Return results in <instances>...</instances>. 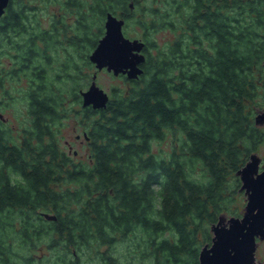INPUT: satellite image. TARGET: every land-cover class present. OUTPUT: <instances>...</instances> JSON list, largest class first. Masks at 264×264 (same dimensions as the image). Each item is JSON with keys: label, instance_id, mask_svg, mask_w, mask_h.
I'll list each match as a JSON object with an SVG mask.
<instances>
[{"label": "trees", "instance_id": "1", "mask_svg": "<svg viewBox=\"0 0 264 264\" xmlns=\"http://www.w3.org/2000/svg\"><path fill=\"white\" fill-rule=\"evenodd\" d=\"M40 1L10 0L0 16V110L10 100L6 80L26 76L32 83L25 91L30 126L14 137L0 116V264H82L83 248L93 264H112L116 258L102 247L139 231L158 264H199L200 245L211 242L208 227L222 213L242 214L236 171L264 139L255 123L257 109H264V0H186L179 23L164 16L152 21L149 28H173L177 37L161 48L145 35L140 77H126L127 87L113 89L105 107L77 113L92 124V164L64 152L56 136L69 94L55 83L61 87L81 68L74 63L62 80H47L39 62L48 66L58 33L28 32ZM129 2L73 5L81 26L119 9L127 26L134 13ZM103 33L99 26L89 37V65ZM4 53L18 59L17 67L2 66ZM69 92L82 101L77 89ZM169 133L183 137L166 155L154 151L153 140ZM167 229L174 235L164 237Z\"/></svg>", "mask_w": 264, "mask_h": 264}, {"label": "rangeland", "instance_id": "2", "mask_svg": "<svg viewBox=\"0 0 264 264\" xmlns=\"http://www.w3.org/2000/svg\"><path fill=\"white\" fill-rule=\"evenodd\" d=\"M51 1L52 0H41L38 3L39 5L41 4V9L34 11L32 14L35 15V17L28 20V32L32 35H34L35 32L38 33L48 30L58 33L57 40L48 48V52L51 53V59L48 66L46 65L45 60L39 62V65L42 64L45 66L44 74H46L48 81H54L55 78L62 80L63 77H66L63 71L66 69L72 70L71 66H73L74 63V69L76 66L81 68L79 74H76L77 71L71 73V81L64 79L59 82V85H62L61 87L57 85V82L55 83L58 89L66 90L68 91L67 94H69L65 100V107L68 111V115L55 126V131L62 149L68 151V146L65 142L66 140H69L73 143L74 149H78L79 151V154L72 157L76 160L92 164L89 153L87 152V143L83 144L81 139L75 138L77 133H83L82 123H80L77 116V111L81 109L82 105L80 101L71 96V92H69V90L77 89L78 93L81 95V90L87 89L92 82L94 72H97V83L110 94L113 89L126 88L128 83L125 75H114L107 69L97 70L95 64L91 60V65L87 62L86 53L89 50V37L95 36L96 32L99 30V26H103V32H105V20H96L94 17L91 19L90 24L86 23L81 26V23L78 24V19L80 18L75 12L77 7L73 4L81 1V3L83 2L85 5L87 3L91 5L93 0H62L60 3H55V1L50 3ZM136 1L139 2L137 5L138 11L130 17L127 26L124 27L125 34L131 38L138 37L142 39L143 37L148 36L154 41V44L157 47L165 48L168 43L177 37V31L168 27L154 30L149 28V25H151L154 20L157 22L162 21L163 16L169 18L167 19L168 22L173 20L174 25L179 23L182 19V13L187 11L188 8L186 0ZM35 2L33 5H36ZM48 3L50 4L48 5ZM85 11H88V9H83V12ZM118 11L121 12L120 9ZM119 12L116 14L121 16L122 12ZM32 14H30V16H32ZM62 16L64 19H62ZM53 18L58 19L56 20L59 24L58 27H52L53 21L51 19ZM82 27H87V29L83 30ZM21 37L22 35L14 36L13 38L16 40L21 39ZM143 40H145V38ZM2 47L6 48L9 47V45L4 43L2 44ZM92 50L93 48L90 49L89 55ZM151 51L153 54H157L158 49L152 47ZM10 54H13V52H10ZM10 54L8 55L4 53L2 55V66L5 67L6 70H11L14 66L17 67L19 63L18 59L16 60V57H13ZM30 81L26 76L18 78L17 80L12 79L11 77L9 81L6 80V89L9 90L8 93L10 100L7 103V106L0 110V113L3 114L4 122L9 128H11L14 137L19 136L25 127L30 126V119L28 116V99L25 93L28 86L31 87L32 85ZM2 93L3 90L0 92V98L4 97ZM262 102H264V98H262ZM261 127L264 130V125ZM182 135L183 134L181 133L176 134V139L174 138V135L169 133L163 140H153V150L161 152L165 155L168 154L175 141L183 137ZM81 138H84L83 135ZM256 151L264 157V139L258 144V149ZM199 171L200 170L198 169L196 173L198 174ZM241 191L242 190H239V194L241 195H235L237 196L235 206L239 209V211L243 210L246 203L245 194ZM226 214L230 213L226 212ZM208 228L210 230V234H213L211 226ZM171 234L174 235V232L167 229L164 231L163 236L169 237ZM158 238L161 237L159 236ZM147 239V236L145 237V233L142 231H139L138 234L131 233L128 237L118 241L113 246L104 245L102 248L106 251L103 253L116 258L112 264H158V259L152 255V250L149 247V244L146 243V241H148ZM46 251L47 249L45 250V248L37 250V255L35 256L39 257V255H44ZM78 255L81 256V262H83L82 264H93V259L91 257L93 253L91 255L83 248L79 251ZM257 255L264 261V240L259 244ZM187 262L188 264H194L192 260H188Z\"/></svg>", "mask_w": 264, "mask_h": 264}, {"label": "water", "instance_id": "3", "mask_svg": "<svg viewBox=\"0 0 264 264\" xmlns=\"http://www.w3.org/2000/svg\"><path fill=\"white\" fill-rule=\"evenodd\" d=\"M10 0H0L2 16ZM125 18L108 12L105 32L89 55L97 70L107 69L114 75H125L137 79L143 73L142 63L146 60L142 38L128 37L124 32ZM264 63V61H263ZM97 72L87 89L81 90L83 106L105 107L110 93L97 83ZM3 117V114L0 113ZM255 123L264 125V109H257ZM241 180L240 190L246 203L241 215L222 213L211 225V242L204 243L199 250V264H264L257 249L264 240V157L257 151L236 171ZM49 219L56 215L45 213Z\"/></svg>", "mask_w": 264, "mask_h": 264}, {"label": "flooded vegetation", "instance_id": "4", "mask_svg": "<svg viewBox=\"0 0 264 264\" xmlns=\"http://www.w3.org/2000/svg\"><path fill=\"white\" fill-rule=\"evenodd\" d=\"M138 1H136V0H130V2H129V9H131L132 11H134V13L133 14H135L138 10H137V5H138ZM120 16V15H119ZM122 16V15H121ZM122 17H124L125 18V16H122ZM125 20H126V18H125ZM58 22V21H57ZM126 22H127V20L125 21V24H126ZM124 27H125V25H124ZM143 39H144V37H143ZM145 52V51H144ZM145 54H146V52H145ZM146 56H147V54H146ZM81 105H82V107H81V109H84V108H86L87 106H84L83 107V104H82V101H81ZM91 106V105H90ZM93 109H95L93 106H91ZM80 109V110H81ZM79 111H77V113H78ZM78 116V115H77ZM83 116V115H82ZM81 119H82V121H80V123H82V128H83V133L82 134H80V133H77L76 134V139H81V142H83V144H86L87 143V152L88 153H90V151H91V148H92V140H91V137H90V133H89V131H88V129H90L91 128V122H90V120H89V122L88 121H85L84 119H83V117H81ZM82 135H83V139L81 138L82 137ZM66 144H67V146H68V151H66V150H64L63 149V151L64 152H66V153H68L69 155H71V156H76L77 154H79V151H78V149H74V145H73V143L71 142V141H69V140H66V142H65ZM261 241H263V240H261ZM260 241V242H261ZM260 244V243H259ZM258 248H259V246H258ZM258 250V249H257Z\"/></svg>", "mask_w": 264, "mask_h": 264}]
</instances>
